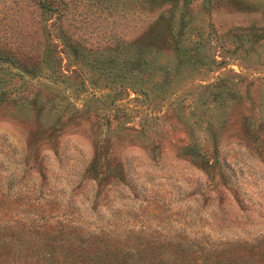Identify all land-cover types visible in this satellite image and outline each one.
Segmentation results:
<instances>
[{
  "label": "rangeland",
  "instance_id": "374dc122",
  "mask_svg": "<svg viewBox=\"0 0 264 264\" xmlns=\"http://www.w3.org/2000/svg\"><path fill=\"white\" fill-rule=\"evenodd\" d=\"M0 264H264V0H0Z\"/></svg>",
  "mask_w": 264,
  "mask_h": 264
},
{
  "label": "trees",
  "instance_id": "16d2710c",
  "mask_svg": "<svg viewBox=\"0 0 264 264\" xmlns=\"http://www.w3.org/2000/svg\"><path fill=\"white\" fill-rule=\"evenodd\" d=\"M166 2H175V1H188V0H165ZM3 91V90H2Z\"/></svg>",
  "mask_w": 264,
  "mask_h": 264
}]
</instances>
